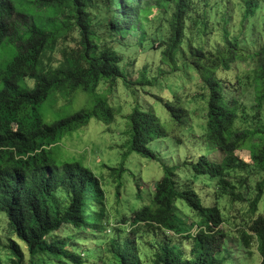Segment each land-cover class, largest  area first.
I'll return each mask as SVG.
<instances>
[{
	"label": "trees",
	"instance_id": "obj_1",
	"mask_svg": "<svg viewBox=\"0 0 264 264\" xmlns=\"http://www.w3.org/2000/svg\"><path fill=\"white\" fill-rule=\"evenodd\" d=\"M199 2L207 7V0ZM18 6L24 10L20 12ZM257 7L256 0H244L242 15L253 16ZM153 8L168 15L167 37L159 38L155 32L147 35L145 31ZM32 9L36 11L35 17L44 18L42 22L36 23L23 12ZM207 11L198 7L195 0H0V46L12 44L16 53L7 64L0 62V211L7 217L9 231L26 251L25 255L19 242L9 237V264H51L62 258L82 264L80 254L67 249L68 243L48 240V235L64 224L77 230L102 232L110 223L104 189L93 171L78 161L57 165L50 157V147L61 133L84 125L92 117L112 119V107L96 92L100 81L124 77L126 86L134 83L121 67L126 60L124 51L114 46L111 34L108 39L104 37L105 29L121 37L136 36L138 44L129 45L125 51L135 48L148 56L157 55L161 74L164 66L171 71L179 69V55L197 71L208 92L203 140L223 152L218 162L201 153L181 164H162L163 175L155 181L149 202L131 213L128 224L122 220L126 228L108 229L111 262L143 264L141 236L151 234L156 239L150 242L152 264H223L225 256L220 257L219 251L213 250V238L224 223L223 213L217 204L203 203L191 184L179 183L178 171L187 168L194 178L214 180L216 198L231 192L233 199L244 200L240 192H234L226 176L233 169L251 165L259 173L255 195L249 201L252 214L256 211L264 197V125L253 129H239L235 125L237 102L225 95V86L233 84L217 77V72L230 70L235 60L250 59L254 101L261 106L264 43L257 51L246 54L239 48L238 38L229 37L224 29L223 46L211 47L206 38ZM187 24L191 26L188 30L195 27L200 46L191 40L184 42ZM147 71L145 64L135 83L151 84L155 78H148ZM27 79L33 80L31 86ZM76 88L90 91L93 104L54 123L43 122L38 106L49 93ZM182 104L174 92L171 99L164 100L168 127L154 111L134 107L127 115L131 149L157 159L153 141L167 135L180 138L178 132L188 113ZM242 148L248 149L251 163L237 156L236 151ZM111 169L122 172L124 167L121 164ZM178 200L197 216L188 228L177 220L174 204ZM158 235H162L159 240ZM174 235H181L187 249L171 241ZM238 237L246 249L256 243L259 264H264V215L252 217Z\"/></svg>",
	"mask_w": 264,
	"mask_h": 264
},
{
	"label": "rangeland",
	"instance_id": "obj_2",
	"mask_svg": "<svg viewBox=\"0 0 264 264\" xmlns=\"http://www.w3.org/2000/svg\"><path fill=\"white\" fill-rule=\"evenodd\" d=\"M195 1L198 7L208 10L206 38L211 47L223 46L224 29L229 37L238 38L239 48L246 54H251L262 47L264 0H256L258 9L251 17L242 15L244 0H207V7L199 2L201 0ZM18 9L20 12L24 10L20 6ZM23 12L31 16L36 23L44 20V18L35 17V9ZM167 17L168 15H163L153 8L148 16L149 22L145 25L147 35L155 32L159 38L167 37L169 32ZM189 27L191 26L187 24L184 42L191 40L196 42L194 45L200 46L197 44V40H200L196 35L195 27L188 30ZM104 31V37L108 39V35L111 34L115 38L114 46L124 51L126 60L121 67L127 78L134 83L130 87L126 86L124 77H118L115 81H100L96 92L102 98H106L112 107V119L92 117L84 125L61 133L50 147V157L55 164L60 165L65 161L80 162L93 171L104 189L106 216L110 223L102 232H94L90 229L77 230L69 224H64L47 237L48 240L60 239L68 243L67 249L80 254L82 264H115L111 262L110 252L107 250L110 234L108 229L111 230L113 226L126 228L121 223L122 220L124 219L123 221L128 224L131 213L149 202L155 181L163 175L162 164H181L187 159L194 160L201 153L211 161L218 162L223 157V152L216 145L203 140L208 92L197 71L179 55V69L171 71L164 66L162 68L164 72L161 74L157 67L159 62L157 55L148 56L143 50L135 48L125 51L127 47H130L129 45L138 44L136 36L121 37L118 33H111L106 29ZM69 45L73 46L72 43ZM15 54L12 44L3 43L0 46L2 65L7 64ZM59 57L58 54L55 55L56 59ZM145 64L148 68L147 77L155 79L151 84H137L135 80ZM217 77L233 84L231 87L225 86V95L228 100L234 98L237 102L235 125L239 129H253L261 123L264 125V102L261 106H257L254 101L252 61L250 59L235 60L231 63L230 70H219ZM26 83L31 86L33 80L27 79ZM133 88L136 91H133ZM173 92L180 97L183 107L188 112L185 119L183 118L184 127L178 132L177 137L179 138L180 135V138L167 135L153 141L152 145L155 146L153 149L159 159L140 155L131 149L128 113L134 107L154 111L161 123L168 127L169 116L163 102L165 99H171ZM91 96L90 91L81 88L67 89L62 92L53 90L38 106V114L43 122L54 123L84 106H91L93 104ZM236 154L244 162L251 163L247 148L237 150ZM121 164L124 167L122 172L111 169L118 168ZM258 178V170L251 165L231 170L226 179L234 186V192H240L244 198V200H235L231 192L216 198L214 180L205 177L194 178L187 168L178 171L179 183L191 184L200 194L203 203H215L223 213L224 223L220 233L213 238V250L219 251L220 257L225 256L223 264H259L260 262L256 243L246 249L241 246L238 237L239 231L252 217L257 214L264 215V197L259 200L253 214L249 208V201L255 195V183ZM174 211L178 222L187 228L193 220L197 219V216L180 200L175 202ZM106 221L105 217L103 222L106 224ZM192 227L191 231L194 230V226ZM9 237L19 242L24 250V245L9 231L6 215L0 211V264L10 263L11 255L6 247ZM156 237L159 240L162 235ZM151 241H156L151 234L141 236L140 255L143 264H152ZM171 241L187 249L186 241H183L181 235H174ZM226 251H232L234 254H228ZM24 252L26 255L25 250ZM51 264L76 263L62 258L53 260Z\"/></svg>",
	"mask_w": 264,
	"mask_h": 264
}]
</instances>
